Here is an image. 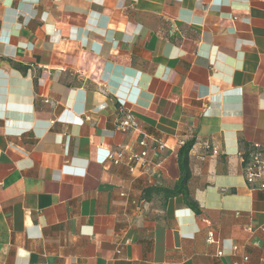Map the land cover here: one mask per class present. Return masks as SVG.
Listing matches in <instances>:
<instances>
[{
    "label": "crops",
    "instance_id": "0c3cea01",
    "mask_svg": "<svg viewBox=\"0 0 264 264\" xmlns=\"http://www.w3.org/2000/svg\"><path fill=\"white\" fill-rule=\"evenodd\" d=\"M255 145L264 0H0V264H264Z\"/></svg>",
    "mask_w": 264,
    "mask_h": 264
},
{
    "label": "built area",
    "instance_id": "2783aa9c",
    "mask_svg": "<svg viewBox=\"0 0 264 264\" xmlns=\"http://www.w3.org/2000/svg\"><path fill=\"white\" fill-rule=\"evenodd\" d=\"M118 129L126 132L128 130H138L139 123L127 117L122 120ZM154 144V143H153ZM148 143V140L143 137L139 141L140 151L134 152L128 148H123L117 151L115 154L110 156V159L116 165H126L129 166L130 170L133 172L135 170V165L138 162L144 161L148 156L149 146H153ZM160 149L164 148V144H155V146ZM213 152H216L213 150ZM241 162H242V172L245 177L246 183L249 188L254 190H259L264 193V147L255 145L252 149L247 152H240ZM208 242H214V233H208ZM238 249L237 246H233L232 250L235 252ZM222 252H219L221 255ZM249 263V258L244 257V264Z\"/></svg>",
    "mask_w": 264,
    "mask_h": 264
},
{
    "label": "trees",
    "instance_id": "16d2710c",
    "mask_svg": "<svg viewBox=\"0 0 264 264\" xmlns=\"http://www.w3.org/2000/svg\"><path fill=\"white\" fill-rule=\"evenodd\" d=\"M193 146V142L185 143L179 151L178 154V164L181 172L179 180L175 183L172 188L165 187H153L146 190V196L150 192L161 193L164 198L176 197L182 195L184 197L185 203L194 211L198 212L197 204L190 199L189 191L187 188V183L190 177L189 169V152Z\"/></svg>",
    "mask_w": 264,
    "mask_h": 264
}]
</instances>
